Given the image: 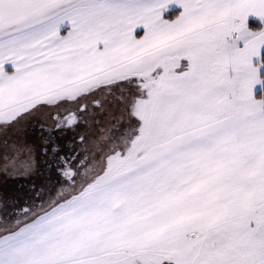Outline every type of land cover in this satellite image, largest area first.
Returning a JSON list of instances; mask_svg holds the SVG:
<instances>
[{
    "label": "snow or ice",
    "instance_id": "obj_1",
    "mask_svg": "<svg viewBox=\"0 0 264 264\" xmlns=\"http://www.w3.org/2000/svg\"><path fill=\"white\" fill-rule=\"evenodd\" d=\"M0 264H264V0H0Z\"/></svg>",
    "mask_w": 264,
    "mask_h": 264
},
{
    "label": "rangeland",
    "instance_id": "obj_2",
    "mask_svg": "<svg viewBox=\"0 0 264 264\" xmlns=\"http://www.w3.org/2000/svg\"><path fill=\"white\" fill-rule=\"evenodd\" d=\"M36 181H37V183H39V182H41V181H42V178L38 177V178H36ZM22 183H25V182H24V181H22Z\"/></svg>",
    "mask_w": 264,
    "mask_h": 264
}]
</instances>
